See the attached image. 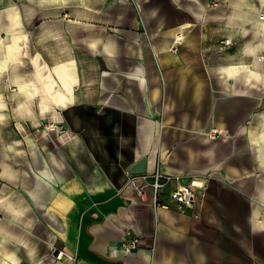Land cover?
Instances as JSON below:
<instances>
[{
	"label": "crops",
	"instance_id": "0c3cea01",
	"mask_svg": "<svg viewBox=\"0 0 264 264\" xmlns=\"http://www.w3.org/2000/svg\"><path fill=\"white\" fill-rule=\"evenodd\" d=\"M65 9L77 31L37 105L58 128L1 166L0 264H264V0ZM141 158L176 177L165 206L128 183ZM192 177L208 189L179 211L166 193Z\"/></svg>",
	"mask_w": 264,
	"mask_h": 264
},
{
	"label": "rangeland",
	"instance_id": "374dc122",
	"mask_svg": "<svg viewBox=\"0 0 264 264\" xmlns=\"http://www.w3.org/2000/svg\"><path fill=\"white\" fill-rule=\"evenodd\" d=\"M69 4L70 0H0V177L1 166L7 162L15 167L19 154L26 161L33 151L32 138L48 133L51 120L45 111L39 114L37 105L46 108L42 96L49 103L48 67L66 61L62 35L77 31L75 24L65 22ZM29 81L34 86L31 98L19 86Z\"/></svg>",
	"mask_w": 264,
	"mask_h": 264
},
{
	"label": "built area",
	"instance_id": "2783aa9c",
	"mask_svg": "<svg viewBox=\"0 0 264 264\" xmlns=\"http://www.w3.org/2000/svg\"><path fill=\"white\" fill-rule=\"evenodd\" d=\"M180 38L174 39V44L179 43ZM221 43L228 46L232 43L231 39L225 38L221 40ZM173 49H176L173 45ZM57 126L51 122L47 125V130L55 131ZM127 181L133 186L136 194L141 198H146V186L152 189L153 197L152 201L155 207L165 206L166 203L162 201L161 196L163 195L165 188L171 183L176 177L166 174L156 166L155 170L150 174H129L126 173ZM140 177L141 183L136 182V178ZM208 182L203 177H192L183 182H176L175 188L170 189L166 193L168 202L174 203L175 207L179 211L193 210L201 205V202L205 195V190L208 189ZM139 237L131 235L127 232L125 239L120 243L119 248L124 251H130L138 247ZM63 256V252L57 250L55 257L57 259Z\"/></svg>",
	"mask_w": 264,
	"mask_h": 264
},
{
	"label": "water",
	"instance_id": "95a60500",
	"mask_svg": "<svg viewBox=\"0 0 264 264\" xmlns=\"http://www.w3.org/2000/svg\"><path fill=\"white\" fill-rule=\"evenodd\" d=\"M144 162L145 159L141 158L139 159L136 163H134L133 165H131L127 172H129V174H142L145 171V167H144Z\"/></svg>",
	"mask_w": 264,
	"mask_h": 264
},
{
	"label": "bare ground",
	"instance_id": "6f19581e",
	"mask_svg": "<svg viewBox=\"0 0 264 264\" xmlns=\"http://www.w3.org/2000/svg\"><path fill=\"white\" fill-rule=\"evenodd\" d=\"M67 16V15H66ZM63 49V48H62ZM61 64H63V63H61ZM32 82V81H31ZM30 81L28 82V83H24L23 85H20L19 84V86H20V89L21 90H23L25 93H26V95H27V97H29V98H31L32 97V95H34L33 93H32V91H33V84L31 83ZM42 102L45 104V105H48V104H50V103H48V101L46 100V98L44 97V96H42ZM58 128V127H57Z\"/></svg>",
	"mask_w": 264,
	"mask_h": 264
}]
</instances>
